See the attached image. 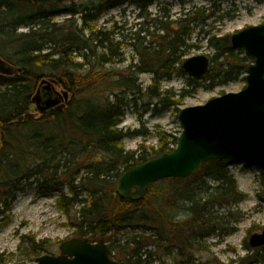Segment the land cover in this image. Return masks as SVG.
<instances>
[{
    "label": "trees",
    "instance_id": "obj_1",
    "mask_svg": "<svg viewBox=\"0 0 264 264\" xmlns=\"http://www.w3.org/2000/svg\"><path fill=\"white\" fill-rule=\"evenodd\" d=\"M86 1L85 5L64 7L62 0H0V57L14 69L10 76L0 74V219L11 210L28 181L39 176L43 178L41 194L60 192L57 204L69 217L77 205L83 204L77 212L78 238L110 243L111 231L121 232L134 224L158 225V240L138 234L124 245L114 246L122 264H141L144 256H152L146 247L156 245L161 250L163 242H173L169 235L174 233L183 258L179 264H206L194 259L193 250L201 246L202 239L219 230L214 207L236 205L246 198L231 172V161L213 160L188 179H166L149 188L147 195L154 188L161 189L156 204L161 196L172 207L178 204L183 208L185 204L188 217L184 221H176L173 209L150 212L141 208L145 198L127 202L118 195L116 184L126 170L171 151L178 136L169 139L170 135H164L158 150L141 146L137 151H126L123 140L127 134L118 128L124 116V101L118 92L137 90V78L116 76L106 70L105 66L121 55L122 48L98 28L97 22L109 10L125 4L137 7L141 17L149 20L150 7L157 0ZM160 10L164 14L155 16L152 22L165 35L148 29L152 37L149 44L134 45L142 58L138 73H152L156 88L173 75L190 33L189 19L171 22L166 10ZM61 16L71 18L60 24L56 20ZM209 43L217 53L212 64L221 62L218 72L213 67L207 77L216 79L222 72V78L246 74L250 62L243 50L231 46L230 36L213 37ZM179 72L185 73L182 68ZM45 78L56 79L71 95L67 107L63 111L49 109L41 119L18 122V117L29 112L38 85ZM191 83L198 82L191 78ZM156 95L167 102L175 97L170 90L164 95L157 91ZM173 98V105L181 104V99L175 102ZM210 181L216 185L211 186ZM64 188H68L67 193ZM169 191L173 192L166 200ZM84 194L86 200L81 199ZM29 244L36 259L46 250L35 239ZM245 248L249 253L230 264H264V247L252 249L245 243Z\"/></svg>",
    "mask_w": 264,
    "mask_h": 264
},
{
    "label": "rangeland",
    "instance_id": "obj_2",
    "mask_svg": "<svg viewBox=\"0 0 264 264\" xmlns=\"http://www.w3.org/2000/svg\"><path fill=\"white\" fill-rule=\"evenodd\" d=\"M73 3L85 5L88 1L62 0L61 6L69 7ZM160 8L166 10L171 22L182 21L183 23L189 19L187 24L190 33L185 38L186 45L181 48L179 64L173 67V75L170 79L162 81L156 88L152 73H138L142 58L134 45L149 44L152 37L148 36V29L151 33L165 35L166 32L159 31L158 25L152 22L155 16L164 14ZM150 13L151 19L145 20L137 7L125 4L109 10L97 22L98 28L109 33L110 38L118 42L119 47L122 48L121 55L107 64L106 70L112 71L116 76L137 78V90L118 92L124 101V116L118 128L127 134L123 140L126 151H137L141 146L158 150L162 144L160 139L164 135H170L169 139H173L182 131L177 109L203 105L213 98L227 93H237L246 87L244 76L222 78L224 72L216 79L205 76L197 80L196 85L189 84L190 76L187 73L183 75L179 71L182 64L189 58L204 55L212 60L216 56V50L209 43L211 38L231 36L249 26L264 23V0H157L150 7ZM69 18L71 17L61 16L56 21L61 24ZM75 19L79 22V16ZM166 20L165 18L163 21ZM141 29L144 31L137 37ZM20 31H27V29ZM219 63L212 64V68L214 67L217 72L220 69ZM41 87L39 83L38 90L40 89L43 96L45 91ZM55 90L60 94L65 92L60 85H56ZM168 90L174 93L175 97L172 98L175 102L182 100L180 105H173L172 98L170 102H167L163 101V96L156 95L157 91L164 95ZM184 90L186 93L181 98L180 95ZM35 93L34 97L37 95V90ZM70 100L71 95L67 103L62 100V103H65L64 109ZM35 113L36 120L41 119L44 114L40 113L38 108ZM0 135L2 139L1 130ZM230 169L237 181L239 191L246 198L236 205L214 207L212 212L219 217L220 227L216 233L202 239L201 246L193 250L194 259L197 262L206 264L238 262L249 253L245 243L251 247L252 235L264 231L263 176L255 167L245 163H231ZM42 182L43 178L39 176L31 178L25 189L17 194L11 210L0 219V264L34 263L36 258L30 252L32 250L29 244L30 239H35L36 243L44 245L46 250L39 253L43 256L58 255L60 245L64 241L77 238L80 222L77 212L83 204L77 205L72 217H69L57 204L60 192L41 194ZM208 183L211 186L216 185L213 181ZM64 192L67 193L68 188H64ZM172 192L169 191L164 198L169 200ZM160 195L161 189L150 190L141 208L154 213H162V211L166 213L173 209L172 213L176 215V221H184L188 217L185 204L183 208L178 204L172 207L165 203V199L162 201V196L156 204ZM202 195L201 198H204ZM87 198V194H84L81 199ZM158 232V225L155 222L134 224L117 233L111 231L109 237L112 240L108 243V247L111 245L113 248L110 247L112 258L120 261L119 250H114L115 245H117L115 247L124 245L127 239L138 234L158 240ZM171 236H173V239L170 238L173 242H163L161 250L156 245L146 247L145 251H151L152 256H144L141 264H179L183 258L179 256V248L174 242L175 233L169 235ZM119 240H121L120 243L116 242ZM167 246L168 250H166Z\"/></svg>",
    "mask_w": 264,
    "mask_h": 264
},
{
    "label": "water",
    "instance_id": "obj_3",
    "mask_svg": "<svg viewBox=\"0 0 264 264\" xmlns=\"http://www.w3.org/2000/svg\"><path fill=\"white\" fill-rule=\"evenodd\" d=\"M234 49H242L253 63L244 76L246 87L237 93H227L199 106L178 112L182 132L177 146L169 152L151 157L126 170L116 186L125 201L142 200L148 189L166 179H188L203 164L213 160H231L255 167L264 176V23L249 26L231 35ZM210 59L200 55L186 60L182 69L193 79L201 80L210 73ZM14 69L0 57V74L11 75ZM56 79H45L41 85L51 91ZM41 91L33 98L30 111L18 117V122L35 118L47 109L62 111L69 94L58 93L55 99L41 101ZM62 100L65 103H62ZM252 248L264 247V231L252 235ZM16 264H121L110 256L105 239L91 242L73 238L60 246V255H43L34 263Z\"/></svg>",
    "mask_w": 264,
    "mask_h": 264
},
{
    "label": "flooded vegetation",
    "instance_id": "obj_4",
    "mask_svg": "<svg viewBox=\"0 0 264 264\" xmlns=\"http://www.w3.org/2000/svg\"><path fill=\"white\" fill-rule=\"evenodd\" d=\"M58 97V93L57 91H55L54 89L51 90V91H47L43 96H42V99L41 101H45L47 99H55Z\"/></svg>",
    "mask_w": 264,
    "mask_h": 264
}]
</instances>
